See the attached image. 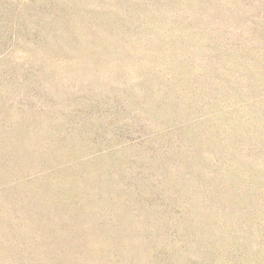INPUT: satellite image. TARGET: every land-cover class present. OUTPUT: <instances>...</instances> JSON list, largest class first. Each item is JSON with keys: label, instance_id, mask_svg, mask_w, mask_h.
Instances as JSON below:
<instances>
[{"label": "rangeland", "instance_id": "obj_1", "mask_svg": "<svg viewBox=\"0 0 264 264\" xmlns=\"http://www.w3.org/2000/svg\"><path fill=\"white\" fill-rule=\"evenodd\" d=\"M0 264H264V0H0Z\"/></svg>", "mask_w": 264, "mask_h": 264}]
</instances>
